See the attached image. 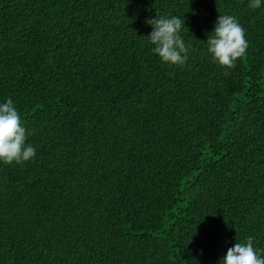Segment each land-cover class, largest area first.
Wrapping results in <instances>:
<instances>
[{"label": "trees", "instance_id": "16d2710c", "mask_svg": "<svg viewBox=\"0 0 264 264\" xmlns=\"http://www.w3.org/2000/svg\"><path fill=\"white\" fill-rule=\"evenodd\" d=\"M0 0V103L36 152L0 161V264H222L264 250V0ZM219 15L248 48L208 52ZM185 20L184 65L146 23ZM264 255V252H262Z\"/></svg>", "mask_w": 264, "mask_h": 264}, {"label": "clouds", "instance_id": "9594fccd", "mask_svg": "<svg viewBox=\"0 0 264 264\" xmlns=\"http://www.w3.org/2000/svg\"><path fill=\"white\" fill-rule=\"evenodd\" d=\"M262 0H250L253 10L261 7ZM146 23L152 26L147 36L155 45L152 51L165 63L184 65L188 59L191 45L185 44L180 35L185 20L177 16H156ZM208 52L221 66L234 68L237 59L241 58L248 48L245 29L233 15H219L214 30L207 38ZM29 133L22 123L21 116L11 98L0 103V161L4 164H20L35 156V148L27 144ZM264 250L254 247L253 237L246 242H236L228 248L222 264H264Z\"/></svg>", "mask_w": 264, "mask_h": 264}]
</instances>
